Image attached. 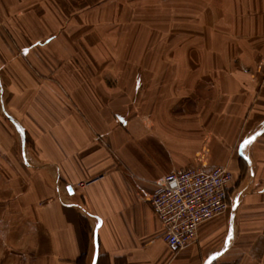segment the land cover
<instances>
[{"label": "crops", "instance_id": "1", "mask_svg": "<svg viewBox=\"0 0 264 264\" xmlns=\"http://www.w3.org/2000/svg\"><path fill=\"white\" fill-rule=\"evenodd\" d=\"M111 1L0 0V264H264V0H173L182 42ZM196 166L229 209L173 251L150 200Z\"/></svg>", "mask_w": 264, "mask_h": 264}, {"label": "built area", "instance_id": "2", "mask_svg": "<svg viewBox=\"0 0 264 264\" xmlns=\"http://www.w3.org/2000/svg\"><path fill=\"white\" fill-rule=\"evenodd\" d=\"M233 182V174L222 167H190L163 178L150 203L171 250L193 244L200 225L227 212Z\"/></svg>", "mask_w": 264, "mask_h": 264}, {"label": "rangeland", "instance_id": "3", "mask_svg": "<svg viewBox=\"0 0 264 264\" xmlns=\"http://www.w3.org/2000/svg\"><path fill=\"white\" fill-rule=\"evenodd\" d=\"M133 1V6L131 8V3ZM142 0H140L139 4H134V0H123V14H124V18H123V23L124 25L125 24H128L131 22V15H130V10L131 9H134V8H139L140 10V16H139V26L140 28H142L144 26V32L143 33H140L141 31H139V38L140 40L143 39V40H146V39H149V40H170V41H174V42H182V17H179L178 16V13H172V12H175L178 7H177V1H170L169 4H170V8H171V13L172 15H170L171 18L168 19V21L166 20H163L164 17H161L159 16L158 12H160L159 9H157V5H159L160 3H163L164 0H157V1H154V8H150L152 6H148L149 7V10H154L155 13H152L154 14V20L153 21V16L152 14H149V18L151 19V24H155L156 25H164V24H171L172 26V31L171 32H162V30H160L159 32L155 31V32H147L149 30H151V28H147L146 24H147V11L145 12H142L143 10H147L146 7H147V3H146V0H143V2L141 3ZM113 2V0L111 1ZM167 4V2H165ZM134 5H137L138 7L134 6ZM159 10V11H158ZM144 14V15H143ZM134 19V18H133ZM166 19V18H165ZM142 20H146L145 22H142ZM166 21V22H165ZM149 26L151 27V25L149 24ZM153 31V30H152ZM127 34L129 35L130 33L127 32ZM128 39H131V36L129 35L128 36ZM29 143V139L27 141ZM29 145V144H28ZM1 260V258H0Z\"/></svg>", "mask_w": 264, "mask_h": 264}, {"label": "water", "instance_id": "4", "mask_svg": "<svg viewBox=\"0 0 264 264\" xmlns=\"http://www.w3.org/2000/svg\"><path fill=\"white\" fill-rule=\"evenodd\" d=\"M68 190H69V191H71V190H72V188H71V187H68Z\"/></svg>", "mask_w": 264, "mask_h": 264}, {"label": "snow or ice", "instance_id": "5", "mask_svg": "<svg viewBox=\"0 0 264 264\" xmlns=\"http://www.w3.org/2000/svg\"><path fill=\"white\" fill-rule=\"evenodd\" d=\"M251 139H252V138H250V140L248 141L249 143L251 142ZM214 258H215V257H214Z\"/></svg>", "mask_w": 264, "mask_h": 264}]
</instances>
